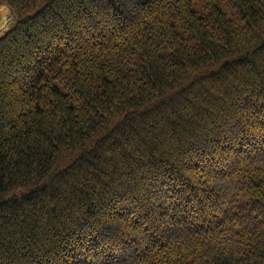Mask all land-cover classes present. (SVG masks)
<instances>
[{"label":"trees","instance_id":"trees-1","mask_svg":"<svg viewBox=\"0 0 264 264\" xmlns=\"http://www.w3.org/2000/svg\"><path fill=\"white\" fill-rule=\"evenodd\" d=\"M0 264H264V0H0Z\"/></svg>","mask_w":264,"mask_h":264},{"label":"rangeland","instance_id":"rangeland-1","mask_svg":"<svg viewBox=\"0 0 264 264\" xmlns=\"http://www.w3.org/2000/svg\"><path fill=\"white\" fill-rule=\"evenodd\" d=\"M12 20L13 18L11 16L10 9L6 5L1 6L0 7V28H2L3 30L1 32V29H0V36H2L9 29V25L11 24ZM6 21H7V24L4 23Z\"/></svg>","mask_w":264,"mask_h":264},{"label":"bare ground","instance_id":"bare-ground-1","mask_svg":"<svg viewBox=\"0 0 264 264\" xmlns=\"http://www.w3.org/2000/svg\"><path fill=\"white\" fill-rule=\"evenodd\" d=\"M3 13H4V12H3ZM5 16H6V15H5ZM7 17H8V16H7ZM4 23H6V22H4ZM1 27H2V26H1ZM0 29H1V32H2L3 29H2V28H0Z\"/></svg>","mask_w":264,"mask_h":264},{"label":"water","instance_id":"water-1","mask_svg":"<svg viewBox=\"0 0 264 264\" xmlns=\"http://www.w3.org/2000/svg\"><path fill=\"white\" fill-rule=\"evenodd\" d=\"M6 24H7V21H6Z\"/></svg>","mask_w":264,"mask_h":264}]
</instances>
